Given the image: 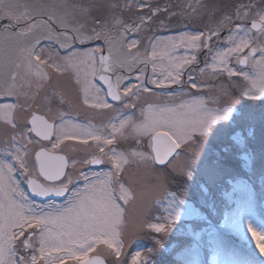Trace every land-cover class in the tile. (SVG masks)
Here are the masks:
<instances>
[{
	"label": "snow or ice",
	"instance_id": "1",
	"mask_svg": "<svg viewBox=\"0 0 264 264\" xmlns=\"http://www.w3.org/2000/svg\"><path fill=\"white\" fill-rule=\"evenodd\" d=\"M93 7L114 9L118 5L21 4L18 0H0V40L6 45L0 56V94L16 97L15 103L0 107V120L11 132L5 159L0 161V264H69L73 261L75 264H107L106 259L101 258L105 253L113 258L112 264H124L120 259L125 247L123 228L130 209L147 193L166 188L173 178H182L197 187V207L189 204L185 214L206 222L210 243L215 246L213 264H264V259L256 256L258 251L259 256L264 257V219L245 220L240 216L231 223L226 219L223 226L218 220L214 221L217 216L214 189L224 169L220 154L211 157L204 144L214 133L215 126L230 122L236 111L237 100H221V96L230 97L229 86L220 84L221 96L208 101L199 98L165 105L146 103L140 108L138 121L132 116H122L118 123L110 122L100 129L91 123H75L64 111L66 106L71 107L68 93L59 84L65 76L71 86L82 93V104L94 110L112 109L113 104L108 98L125 108L135 109L141 92L151 93L139 75L136 77L138 83L121 87L127 77L117 73L125 68L131 71L137 63L144 64L146 68L151 62L155 69V60L160 55L157 44H151L150 52L146 50L142 59L132 56L131 60H118L112 53L111 30L119 25L123 29L122 40H127L124 33L138 32L142 25L156 17L159 7L147 17L140 16L139 23L134 21L132 25L115 15L111 20L98 16L93 19L91 35L82 31L83 25L69 26V8L87 15ZM126 7L131 10L130 4ZM144 7L149 5H139L140 9ZM243 7L249 10L242 12L237 8L235 19L247 20L251 16V29L264 36V6L259 9L251 5ZM225 21L230 23L232 18L226 16ZM225 26L221 22L216 29L210 28L207 34H183L181 39H186L193 48H207ZM236 31L247 35L249 29L237 25ZM93 39L103 40L108 46L107 55L102 47L88 51L73 50L74 42L83 44ZM13 40L18 41V46L9 49L7 42ZM229 41L233 46L213 58L218 62L214 71L219 74L227 72L229 78L237 75L228 67L229 57L249 49L248 55L237 56V63L248 64L252 59L259 73L251 81V87L241 95L264 106V46L251 47L250 41L243 38L237 43L231 36ZM139 43V40H130L127 46L132 48ZM251 43L254 44L255 40ZM170 46L173 49L177 47L175 43ZM257 53L260 54L258 60L255 59ZM195 61V56L182 58V62L173 63V70L168 71L164 79L148 80L147 83L161 89L172 84L180 85L184 66ZM97 80L107 86L103 98L101 88L96 86ZM188 81L192 88L200 87L193 76L189 75ZM16 113L21 115L22 124L16 122ZM239 115L251 122L256 119L251 108L246 114ZM259 119L261 138L264 139V110L260 112ZM252 135L253 129L249 128V136ZM238 138L239 133H236L233 139ZM34 140L39 150L30 152L29 145ZM66 142H77L72 145L73 153L89 148L92 151L82 159L58 154L63 151L62 145L69 146ZM117 142H123L127 147L117 150L113 147ZM32 157L34 161L30 170L29 159ZM240 158L244 161L243 167L250 170L251 158L248 155ZM103 164L111 166L107 172H93L89 176L81 171L75 180L73 174L66 171L69 166L76 169L78 165ZM17 172L33 196L45 199L65 197L64 204L56 206L49 200L41 206L29 200L20 188L15 175ZM147 177H151V185L145 183ZM201 177L202 182L198 179ZM237 183L246 184V181L238 179ZM248 191L251 192L250 187ZM167 196L170 199L164 209L166 215L155 217L156 222L145 220L143 225L157 234H167L174 228L186 203L173 192H168ZM228 227L241 233L246 228L251 234V247L246 256L240 258L229 247L222 231ZM37 233L38 245L34 246L33 237ZM17 242L25 251L32 253L30 257L19 255L17 258ZM155 244L161 246V241L157 239ZM128 264L148 262L141 259L140 252H136ZM190 264H198L195 251Z\"/></svg>",
	"mask_w": 264,
	"mask_h": 264
},
{
	"label": "rangeland",
	"instance_id": "2",
	"mask_svg": "<svg viewBox=\"0 0 264 264\" xmlns=\"http://www.w3.org/2000/svg\"><path fill=\"white\" fill-rule=\"evenodd\" d=\"M6 2H15V0H6ZM18 2L21 4L118 5L114 9L93 7L87 15H82L78 10L69 8V26L79 27L83 25L82 31L87 35H91L90 30L93 27V19L98 16L111 20L112 16L115 15L118 19L132 25L134 21L139 23L140 16L147 17L151 15L152 10L159 7L160 11L156 17L151 22L142 25L138 32L124 33L127 40H122L121 33H123V30L119 25L113 26L111 30V36L113 37L112 53L113 57L118 60H131L132 56H138L142 59L146 50L150 52L151 44H157V51L160 55L155 60V69H153V63L151 62L147 64L146 68L144 64L137 63L131 71L125 68L117 73L127 77L122 82L121 87L138 83L136 77L139 75L145 81L147 87L151 89V93L141 92L140 100L137 102L135 109L125 108L118 102L109 101L113 104L112 109L94 110L82 104V93H78L71 86L69 78L65 76L60 79L59 84L68 93L71 107L66 106L64 111L70 114L71 119L75 123H91L100 129L110 122L118 123V119L122 118V116H132L134 120L138 121L140 119V108L146 103L165 105L199 98L208 101L210 98L221 96L219 91L220 84L229 86L230 97L221 96V100H237L236 111L233 112L230 122L227 124L221 122L215 126L214 133L209 135L207 142L204 144L205 150L211 157L215 158L217 154H220L224 169L214 189L217 207V216L214 221L218 220L219 224L223 226L226 219L231 223L240 216L245 218L247 216L245 206L249 202L251 203L252 219H264V139L261 138L259 119L260 112L264 110V106L259 101L250 100L248 97L241 95L242 91H246L251 87V81L257 78L259 68L252 59H250L247 67H242L237 63V56L248 55L249 49H244L239 54L230 55L228 67H231L237 73V75L230 78L227 72L219 74L218 71H214V65H217L218 62L213 59L217 56V53L233 46L229 41V36L237 43L243 38L250 41L251 47L264 46L261 43L264 41V36H261L258 31L252 30L249 26L251 16L247 20L242 18L237 21L235 19L237 8H241L242 12L249 10L243 7L245 5H251L254 6V9H259L264 6L262 0H18ZM141 3L149 5V7L140 9L139 5ZM128 4L131 5V10L126 7ZM226 16L231 17L232 22L225 21ZM221 22H224L226 26L221 29L218 38H213L206 51L203 46L193 48L186 39H181L183 34L196 35L200 32L207 34L210 28L216 29ZM237 25L247 27L249 29L247 35L243 31L237 32ZM130 40H139L140 43L136 47L129 48L127 41ZM252 40H255L254 44L251 43ZM172 43L177 45L175 49L171 48L170 45ZM7 44H10L11 49H14L18 45V41H9ZM44 44L47 45V41ZM97 47H102L108 53V46L104 44L103 40L93 39L83 44L76 41L73 44V50L79 51H88ZM53 50H55V45H53ZM3 53L4 50H1L0 56ZM259 55L257 53L255 59L258 60ZM192 56L196 57V61L184 66L183 79L180 85L172 84L161 89L147 83L148 80L164 79L168 71L173 70V63L182 62V58L191 59ZM201 69L204 71L201 72ZM141 70H143L142 74ZM189 75L194 77L196 83L200 85L199 88L191 87V83L188 81ZM113 77L115 79V76ZM95 83L97 87L101 88L100 95L103 98L106 90L105 86L98 81H95ZM15 102V96L0 94V107ZM249 108L255 113L256 119L254 122L244 119L243 115H239L240 113L246 114ZM15 119L18 124L23 123L19 113L15 114ZM249 128L253 129L252 136H249ZM236 133H239V138L233 139ZM10 135L9 127L3 120H0V161L5 159V149L9 144ZM38 139L35 138V140ZM35 140L32 145H29L30 152L39 150V145ZM66 143L69 146L64 147L62 145L63 151L59 152V154L71 155L76 159H82L88 151H92L89 148L73 153L72 145L77 142ZM89 143L91 144V141ZM50 146L48 144V147ZM113 147H116L117 150H122V147H127V144L117 142ZM242 155H248L251 158L250 170L243 167L244 161L240 158ZM33 161L34 157L29 159L30 170L33 167ZM110 167L108 164L100 166L78 165L76 169L69 166L66 171L72 173L75 180L79 177L81 171L91 176L93 172H107ZM157 167L162 168L163 166ZM15 175L20 181V188L28 195L29 200L41 206L49 202V200L42 202L36 197L30 196L24 178L19 175V172ZM198 179L201 182L203 180L202 177ZM238 179L246 181V184H238ZM145 183L151 185L153 183L151 177H147ZM79 186H82V184ZM248 187L251 188V192L248 191ZM168 192L175 193L179 199H185L186 203L180 210L181 219L174 228L167 234H157L146 229L143 225L145 220L156 222L155 217L166 215L164 209L170 199L167 196ZM198 195L195 183L185 182L182 178H173L169 180L166 188L153 190L147 193L142 201H138L137 205L130 209L123 228L125 247L120 259L124 261V264H128L136 252H140L141 259L147 261L148 264H155L156 261L159 262L163 258L165 260L171 258L178 264H190L194 251L198 255V264H213L215 246L210 243V237L206 231V222L200 221L196 216L185 214V209L189 204L197 207L195 201ZM65 199H51L50 201L56 206H60L64 204ZM156 201H159V203H156ZM230 228H222V231L229 242V247L235 250L238 256L242 258L247 255L251 247L249 243L251 234L247 233L246 230L241 233L232 231ZM38 235L37 233L33 237L34 246L38 245ZM157 239L161 241V246L155 244ZM16 247L17 258L19 255L30 257L32 254L30 251H25L19 242H17ZM149 249L153 251L150 252ZM36 254L39 255L38 252ZM256 256L257 259H264V257L259 256L258 251ZM102 257L106 259L107 264H112V257H108L106 253ZM69 264H75V262H69Z\"/></svg>",
	"mask_w": 264,
	"mask_h": 264
},
{
	"label": "bare ground",
	"instance_id": "3",
	"mask_svg": "<svg viewBox=\"0 0 264 264\" xmlns=\"http://www.w3.org/2000/svg\"><path fill=\"white\" fill-rule=\"evenodd\" d=\"M123 30V29H122ZM8 43V42H7ZM4 45V46H0V51L1 50H4L5 49V42L3 41V40H0V45ZM18 46V45H17ZM16 46V47H17ZM7 47L9 48V49H11V45L10 44H7ZM108 50V49H107ZM172 65V64H171ZM170 66V65H169ZM251 203L249 202L246 206H245V213H246V217H245V220H247V219H252V216H251V205H250ZM248 206V207H247ZM232 231H235V232H239V231H237V230H235V229H233V228H230ZM245 230H246V228H245ZM250 234V233H249Z\"/></svg>",
	"mask_w": 264,
	"mask_h": 264
},
{
	"label": "water",
	"instance_id": "4",
	"mask_svg": "<svg viewBox=\"0 0 264 264\" xmlns=\"http://www.w3.org/2000/svg\"><path fill=\"white\" fill-rule=\"evenodd\" d=\"M249 26L251 27V23L249 22ZM256 31V30H255ZM104 50V54L105 55H107V52L105 51V49H103ZM207 50V48L205 49V51ZM250 61V60H249ZM249 65V63L248 64H244V65H241L240 64V66H242V67H247ZM113 78V81L115 82V79H114V77H112ZM100 83H102L103 84V82H101V81H99ZM105 86V88H107V86L106 85H104ZM109 99V101H111L110 100V98H108ZM111 102H114V101H111ZM59 154V153H58ZM61 155H63V154H61ZM28 192H29V195L30 196H32V197H36V196H33L31 193H30V190L28 189ZM37 199H39V200H44V201H47V200H51V199H55V200H59V199H63L64 197H51V198H48V199H45V198H41V197H36ZM101 258H103V257H101ZM104 259V258H103Z\"/></svg>",
	"mask_w": 264,
	"mask_h": 264
},
{
	"label": "trees",
	"instance_id": "5",
	"mask_svg": "<svg viewBox=\"0 0 264 264\" xmlns=\"http://www.w3.org/2000/svg\"><path fill=\"white\" fill-rule=\"evenodd\" d=\"M239 168V167H238ZM237 168V170L239 171V169ZM183 185V184H182ZM184 186V185H183ZM155 264H178L176 262H174V260H172L171 258L165 260V258H163V260L159 261V262H155Z\"/></svg>",
	"mask_w": 264,
	"mask_h": 264
}]
</instances>
